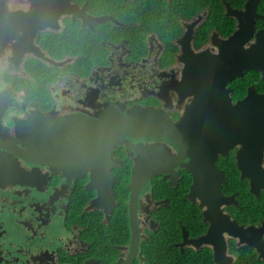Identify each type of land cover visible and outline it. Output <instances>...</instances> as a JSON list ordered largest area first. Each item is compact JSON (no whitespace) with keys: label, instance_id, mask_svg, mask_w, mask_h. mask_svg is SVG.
Wrapping results in <instances>:
<instances>
[{"label":"flooded vegetation","instance_id":"af4514ba","mask_svg":"<svg viewBox=\"0 0 264 264\" xmlns=\"http://www.w3.org/2000/svg\"><path fill=\"white\" fill-rule=\"evenodd\" d=\"M114 1L118 9L109 12L101 8L106 0H0V157H17L16 151L26 149L20 143L26 140V131L36 135L39 124L49 119L69 115L96 119L105 111L125 114L130 108H151L167 113L175 124L195 96L191 90L209 87L206 103L211 112L230 111L229 105L218 106L225 98L213 99L218 82L231 105L244 100L251 87L253 94H264L263 69H243L240 76L226 83L199 78L203 71L214 74L213 57L224 52L223 40L237 30L238 14L246 11L248 0ZM69 2L78 6L76 15H109L115 20L93 23L88 19L83 23L67 10L61 11ZM57 13L58 20L53 21ZM253 20L254 32L264 29V0H258ZM129 32L134 35L129 37ZM68 39L69 43L87 41L84 49L83 45L74 46H80L75 52L80 58L58 50L67 46ZM142 39L146 47L140 43ZM254 39L253 34L243 49L236 46L238 57ZM49 42L52 46L48 47ZM191 51H207L211 57L206 61L193 59L188 55ZM225 51L229 53V49ZM244 54L245 50L240 51ZM77 60L94 65L87 73L64 69ZM233 65L231 70L237 72V65ZM51 67L62 71L54 75ZM185 67L189 68L190 81L182 84ZM28 121L30 128H23ZM191 125L192 120L175 130L184 146L181 152L177 140L160 135L125 138L127 145L120 143L109 151L114 160L109 170H93L99 176L97 182L91 181L90 169L72 166L66 172L52 171L46 164L14 158L25 170L39 168L47 174L39 173L40 178L27 185L0 186V264H238L237 254L246 244L237 238L222 232L225 249L216 247L217 259L215 243L199 240L211 226L204 217L208 207L204 194L209 187L198 185L204 170L196 165ZM223 126L229 129L228 124ZM149 127L164 132L163 128ZM76 133L75 126H70L66 141L74 139ZM224 142L234 143L229 138ZM242 142L217 152V176L212 185L227 199V204L220 206L222 214L244 227H264V216L256 203L264 187L256 180L260 185L252 190L251 172H243L247 155L240 151ZM30 144L35 146L32 141ZM150 144H161L166 153L161 158L167 159L158 157V162L184 165L177 164L172 175L160 173L136 189L131 178L137 158L133 146ZM252 144L261 145L264 168V142L255 140ZM54 161L57 166H70L59 158ZM87 164L84 156L82 167ZM3 167L0 163V169ZM95 199L96 204L89 207ZM252 249L257 260L264 259Z\"/></svg>","mask_w":264,"mask_h":264},{"label":"water","instance_id":"95a60500","mask_svg":"<svg viewBox=\"0 0 264 264\" xmlns=\"http://www.w3.org/2000/svg\"><path fill=\"white\" fill-rule=\"evenodd\" d=\"M257 2L258 0H248L246 11L238 14L240 23L238 24L237 30L234 31L229 38L223 40L225 50L229 49V53L227 54L224 50L220 55L213 57L215 60L213 66L216 67V69L214 67V74L211 73L208 75L206 71H203L199 78L204 76L205 79L213 83H217L218 80L226 83L227 80H231L234 76H240L243 69H263L264 75V49L262 48V42L264 43V29H259L254 32L255 23L253 19L255 17ZM84 8L85 5L80 11L81 13H83L82 11ZM77 9V5H72L69 2V4L65 3L61 11L67 10V12L72 15L73 19L79 18L83 23L88 19L93 23L115 20L109 15H76L78 13ZM44 15H47L46 8H44ZM47 19L49 18H45V20ZM52 20H58V13L53 16ZM47 24L51 25L50 23ZM91 29L93 28L91 27ZM253 34L255 36L254 42L244 49V55H240V51H244L240 50L238 57L236 46L243 49V43L247 42ZM188 55L190 58H197L198 60L204 61L211 57L207 55V51L199 53H193L191 51ZM233 64L237 65V72L231 70L234 66ZM188 70L189 68H184L181 80L182 84L190 81V72H188ZM208 88L209 87H202L198 89L197 92L190 91V93H193L195 96L192 102L186 105L181 120L175 124L171 122L167 113L162 115V111L158 109L152 110L151 108H130L125 114L120 111L110 110L105 111L96 119L86 116L71 115L49 120L45 118V121L48 120V122H40L43 124H39L36 135H32L31 133L28 135L26 131V140L20 141L21 145L26 149L16 151L17 157L14 156V158L19 157L29 162L46 164L52 171L60 169L66 172V170L69 171L72 166L76 168H86V170L90 169L92 172L90 175L91 181L97 182L99 176L96 175L91 168L94 167V170L99 171H108L110 166L114 163V160L110 159L109 151L117 144L125 143L127 145L128 141L125 138L139 136L156 137L160 135L171 140L173 139L176 143L178 141V147L181 152L184 146H182L179 138L175 136V130L184 124H189L192 120L191 130L195 134L194 147H196V153L198 154L197 158H195L198 160L196 165L201 170H204V172L199 175L198 185L203 187L205 184V186L209 187L204 194V201L208 206L204 213V217L205 220H207V217L211 221V226H209L206 234L200 237L199 240H205L213 245L215 243V258L217 259L220 257V254L218 253L219 251L217 252L216 247L221 249L223 247L222 250L225 249L224 237L222 236V232H225L233 238H237L239 243H244L256 249L259 253V257H264V244L262 242L264 227H244L239 225L236 221L230 220L227 214H222L220 206L225 204L227 199L222 197L217 185H212V178L217 176L215 174L216 166L214 164L216 154L217 152H223L232 145H228L224 142V140L229 138L230 142H234L233 145L242 142L241 139H245V141L242 142L245 143L243 144L245 148L242 147L240 150H245L244 156L247 155V159L242 162V164L245 163L243 172L244 170L251 172L252 190H256L260 185L256 180L262 184L261 187H264V168L261 164L262 147L261 145L255 146L252 144L255 140H262L264 142V94H253V88L251 87L244 100L231 105L230 97L226 96V91L218 82V84L214 86L215 91L213 99L222 100V98H225L226 101L224 103H218V106L229 105L230 111L218 112L212 109L213 111L211 112L207 108L211 105L206 103V100H209L207 99ZM179 93H181V91H179ZM0 102H2L1 98ZM242 107H245V110L242 111ZM1 109L2 108H0V110ZM243 115H245V121H243ZM224 124H228L229 129L224 127ZM70 126H75L77 131L76 137H74V139L71 137L69 141H66L65 135L68 133V128ZM149 126H157L160 129L163 128L164 132H155V127L150 128ZM23 128H30V122L28 121ZM143 128L147 129V132H145ZM240 131L242 133H239ZM84 139H86V141H84ZM31 141L35 143V146L30 144ZM160 145L150 144L145 146H133L137 158L132 166L131 178L132 186H136V189L146 184L151 177L163 172H168L172 175L173 166L177 164L184 165L183 163L173 162H167L164 165L158 162L156 159H158V157L161 159V156L166 154ZM90 146L95 149L89 150L88 148ZM48 147H52V151L48 150ZM83 149L85 150L84 154ZM166 152L170 153L168 150ZM36 156H38V159ZM84 156L85 162H88V164L85 165L86 167H82V164H84ZM244 156L238 154L239 158H243ZM14 158L8 155L0 157V163H4L5 165V167L0 169L1 187L7 186L8 184L27 185L33 180L40 178L39 173H41V171L39 168L25 170ZM57 158L66 163H70V166H57V163L54 161ZM74 158H77V160ZM237 160L238 165L241 166L239 159ZM189 164L190 162L186 163V166L189 167ZM241 167H243V165ZM45 174L47 173L42 175ZM6 175H8L9 178L5 179ZM109 185L111 186V184ZM93 186L98 187L97 183H94ZM112 192V188L110 187L108 190L109 200L112 197ZM96 201L97 199L93 200L89 207L94 206Z\"/></svg>","mask_w":264,"mask_h":264},{"label":"trees","instance_id":"16d2710c","mask_svg":"<svg viewBox=\"0 0 264 264\" xmlns=\"http://www.w3.org/2000/svg\"><path fill=\"white\" fill-rule=\"evenodd\" d=\"M101 8H103V10L107 9V11L109 12H113L115 10H117V6H116V2L113 0V1H107L106 2H102L101 3ZM140 34V33H139ZM89 36V34H87ZM114 35H118V34H114ZM134 35L133 33H128V36H132ZM84 36V35H83ZM66 37V36H65ZM70 39H68L66 41V44L69 48L71 46H76V45H85L84 47H86V42L87 41H77V42H71L69 43ZM69 43V45H68ZM142 45H144L146 47V43L144 41V39L141 40L140 42ZM52 46V43L49 42V46ZM80 46H77L76 48H79ZM89 46V45H88ZM231 182V181H230ZM229 184H232V183H229ZM257 203V207L260 211V215H263L264 216V191L262 193V196L260 199H258L256 201ZM255 251L252 249V248H249L248 246L244 245L242 246L241 249H239V253L237 254V260H238V264H264V259L262 260H257L256 259V253H254Z\"/></svg>","mask_w":264,"mask_h":264},{"label":"rangeland","instance_id":"374dc122","mask_svg":"<svg viewBox=\"0 0 264 264\" xmlns=\"http://www.w3.org/2000/svg\"><path fill=\"white\" fill-rule=\"evenodd\" d=\"M88 34H89V36L92 38L93 37V35H92V33H90L89 31L87 32ZM91 41V40H90ZM69 45V44H68ZM84 49V46L83 47H81V49ZM77 49L78 48H76V47H74V46H71L70 48L68 47V46H59L58 47V50L61 52V53H63L64 54V52L67 50V51H69L70 52V54L71 55H74V53L77 51ZM96 49L95 50H93V53H94V56L96 57L95 59H97L98 58V56H97V54H96ZM102 52H103V50H101ZM63 54L61 55V56H63ZM75 55H76V57L78 58L79 57V54H78V52L77 53H75ZM80 58V57H79ZM94 59V60H95ZM80 61L79 60H77V62L74 64V65H72V66H69V67H66V68H64V69H72L73 71H75V72H81V73H87L91 68H92V66L94 65V64H92V63H82V64H80ZM50 69H52L51 70V72L52 73H54V75H57L59 72H61L62 70H60L61 68L60 67H57V69H54L53 67H51Z\"/></svg>","mask_w":264,"mask_h":264},{"label":"bare ground","instance_id":"6f19581e","mask_svg":"<svg viewBox=\"0 0 264 264\" xmlns=\"http://www.w3.org/2000/svg\"><path fill=\"white\" fill-rule=\"evenodd\" d=\"M5 149H6L7 152H8V151H11L10 149H8V148H6V147H5ZM12 153H13V152H12ZM161 159H167V158L163 157V158H161ZM93 168H94V167H92L91 169L94 170ZM93 172H94V171H93ZM109 184H110V183H109ZM109 184H108V185H109ZM109 186H110V185H109Z\"/></svg>","mask_w":264,"mask_h":264}]
</instances>
